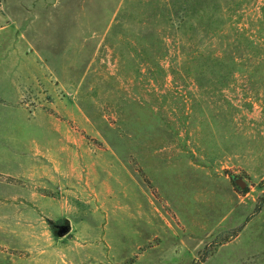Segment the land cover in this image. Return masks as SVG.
Instances as JSON below:
<instances>
[{
    "label": "rangeland",
    "instance_id": "1",
    "mask_svg": "<svg viewBox=\"0 0 264 264\" xmlns=\"http://www.w3.org/2000/svg\"><path fill=\"white\" fill-rule=\"evenodd\" d=\"M0 264H264V0H0Z\"/></svg>",
    "mask_w": 264,
    "mask_h": 264
},
{
    "label": "water",
    "instance_id": "2",
    "mask_svg": "<svg viewBox=\"0 0 264 264\" xmlns=\"http://www.w3.org/2000/svg\"><path fill=\"white\" fill-rule=\"evenodd\" d=\"M240 188H244V183L241 181L236 182ZM70 231V225H61L57 227V235L62 237Z\"/></svg>",
    "mask_w": 264,
    "mask_h": 264
},
{
    "label": "trees",
    "instance_id": "3",
    "mask_svg": "<svg viewBox=\"0 0 264 264\" xmlns=\"http://www.w3.org/2000/svg\"><path fill=\"white\" fill-rule=\"evenodd\" d=\"M232 63V65H234V62H231ZM217 64H220V61L219 60H217Z\"/></svg>",
    "mask_w": 264,
    "mask_h": 264
}]
</instances>
